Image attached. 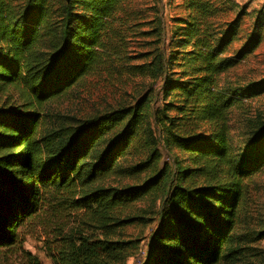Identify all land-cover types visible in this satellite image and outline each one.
<instances>
[{
    "label": "trees",
    "instance_id": "1",
    "mask_svg": "<svg viewBox=\"0 0 264 264\" xmlns=\"http://www.w3.org/2000/svg\"><path fill=\"white\" fill-rule=\"evenodd\" d=\"M133 1L0 0V250L59 199L84 218L46 245L51 264H124L132 241L123 228L151 212L158 221L141 264L245 256L251 237L237 227L249 181L264 165V108H252L264 77L240 84L224 76L258 50L264 19L245 33L236 0H178L167 35L157 0V46L132 67L153 80L147 93L84 118L47 110L107 56L121 58L110 43L134 17ZM155 86L161 103L151 112ZM150 116L180 155L174 168L162 163ZM148 198L160 207L138 214L134 205ZM253 238H264V228Z\"/></svg>",
    "mask_w": 264,
    "mask_h": 264
},
{
    "label": "rangeland",
    "instance_id": "2",
    "mask_svg": "<svg viewBox=\"0 0 264 264\" xmlns=\"http://www.w3.org/2000/svg\"><path fill=\"white\" fill-rule=\"evenodd\" d=\"M236 1L246 9L242 29L243 32L248 33L258 18L264 19V0ZM155 2L157 0L133 1L134 17L124 22V31L120 34V41L110 43L114 48L120 50L121 58L107 56L97 70L82 79L68 94L49 103L47 110L54 115V118L57 115H64L66 118L68 115L77 118L92 116L118 104L130 103L136 97L139 98L147 93V87L153 80L143 77L132 67L145 62V52L154 51V47L157 46L156 36L152 34ZM178 3V0H162L167 35L172 26V16L179 12L176 6ZM262 29L264 35V25ZM263 77L264 36L258 50L229 71L224 76V80L246 84ZM157 90L155 86L150 95L151 112L161 103V97L157 95L159 92ZM257 107L264 108V95L252 100V108ZM239 114L237 113L236 116L235 111L232 115V123L238 128L240 127ZM150 119L154 136L162 151V163L166 161L174 168L175 157L179 153L177 150L167 149L161 131L154 124L153 117L150 116ZM49 121L51 124L54 123L53 120ZM135 146L134 152L140 148L139 154H141L142 147ZM144 175L142 173L140 177H145ZM112 181L113 179H110L108 182ZM249 184V200L245 214L238 224L237 232L249 234L251 241L245 244V256L235 264H264V238H253L257 231L264 228V165L250 179ZM154 201L155 199H144L134 205V210L139 214L142 211L147 212L152 206L158 209L161 204L160 200ZM143 215L147 216L146 223L145 219H138L123 228V239L132 241L127 247L124 264H141L145 258L146 243L157 225L158 218L152 212L151 214L143 213ZM82 218H84L82 211L73 210L69 204L60 202L59 199L43 204L38 212L19 229L16 244L0 250V264H33L35 257L41 264H51L50 258L47 256L46 245L54 240L58 232L63 230L66 233L76 227Z\"/></svg>",
    "mask_w": 264,
    "mask_h": 264
}]
</instances>
